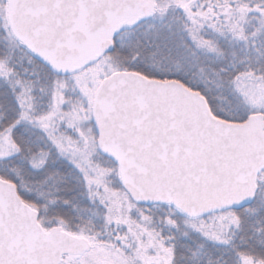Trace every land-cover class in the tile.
I'll use <instances>...</instances> for the list:
<instances>
[{"label": "snow or ice", "instance_id": "6c2138e0", "mask_svg": "<svg viewBox=\"0 0 264 264\" xmlns=\"http://www.w3.org/2000/svg\"><path fill=\"white\" fill-rule=\"evenodd\" d=\"M0 264H264V0H0Z\"/></svg>", "mask_w": 264, "mask_h": 264}]
</instances>
